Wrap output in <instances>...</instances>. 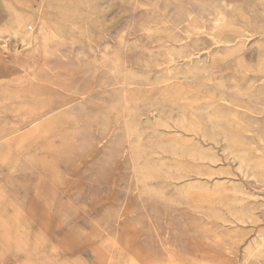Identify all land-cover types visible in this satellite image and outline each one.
Instances as JSON below:
<instances>
[{
  "label": "rangeland",
  "instance_id": "374dc122",
  "mask_svg": "<svg viewBox=\"0 0 264 264\" xmlns=\"http://www.w3.org/2000/svg\"><path fill=\"white\" fill-rule=\"evenodd\" d=\"M0 264H264V0H0Z\"/></svg>",
  "mask_w": 264,
  "mask_h": 264
},
{
  "label": "bare ground",
  "instance_id": "6f19581e",
  "mask_svg": "<svg viewBox=\"0 0 264 264\" xmlns=\"http://www.w3.org/2000/svg\"><path fill=\"white\" fill-rule=\"evenodd\" d=\"M216 15V14H215ZM191 21L185 26V28H189V27H191V26H193L194 25V19H190ZM169 22V21H168ZM170 27H171V25H170ZM172 27H174L175 28V25L174 24H172ZM200 29L202 28V27H199ZM190 29V28H189ZM175 59L173 58V61H174ZM173 61H167V64H171V62H173ZM192 108V107H191ZM245 164V163H244ZM172 249V248H171ZM173 252H174V250H172ZM169 252V251H168ZM177 252V251H176ZM171 254V253H170ZM176 254V253H175ZM173 255V254H172ZM178 256H180V255H178ZM183 256V255H182ZM184 257V256H183ZM186 257V256H185ZM188 257V256H187ZM173 258V257H172ZM171 258V259H172ZM186 259V258H185ZM184 259V260H185ZM181 260H183V259H181ZM188 260V259H187ZM179 262H181V261H179ZM188 263V262H187Z\"/></svg>",
  "mask_w": 264,
  "mask_h": 264
}]
</instances>
